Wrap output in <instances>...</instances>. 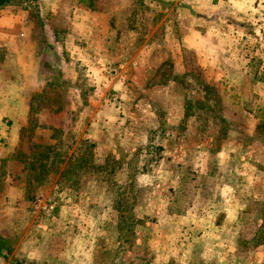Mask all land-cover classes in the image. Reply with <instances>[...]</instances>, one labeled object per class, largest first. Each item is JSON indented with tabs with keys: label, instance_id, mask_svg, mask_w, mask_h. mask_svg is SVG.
Instances as JSON below:
<instances>
[{
	"label": "rangeland",
	"instance_id": "obj_1",
	"mask_svg": "<svg viewBox=\"0 0 264 264\" xmlns=\"http://www.w3.org/2000/svg\"><path fill=\"white\" fill-rule=\"evenodd\" d=\"M95 2L103 82L72 62L43 1L17 7L47 85L13 152L0 132V264H264V20L256 41L236 0ZM100 102L114 110L94 139ZM82 139L121 167L59 181ZM34 151L65 161L36 162V177Z\"/></svg>",
	"mask_w": 264,
	"mask_h": 264
},
{
	"label": "crops",
	"instance_id": "obj_2",
	"mask_svg": "<svg viewBox=\"0 0 264 264\" xmlns=\"http://www.w3.org/2000/svg\"><path fill=\"white\" fill-rule=\"evenodd\" d=\"M40 1L45 3L48 14L52 16L51 22L53 23H51V26H54L59 31L63 30L66 32L64 35L67 36H64V42L67 44L66 47L70 46L72 56H75V60L72 62L82 64V62L84 63L87 60L85 65H88L89 72H92L89 74L92 79L102 76L103 74H99L98 72V65L100 63L98 62V56H100L101 48L106 46L104 44H107L108 41L105 38L104 44L100 45L101 41L97 34V27L99 25L94 22V16L90 14V11H87L89 9L85 5H81L79 0H38V2ZM188 1H190L192 9L196 12H204L205 9H210L209 4H205L207 0ZM236 1L239 8L236 12L233 10L231 12L239 15V27H243L244 23L255 27L253 28L255 32L252 34V37L256 41L259 40L258 36L262 33L261 27L258 26L261 25L260 20H264L262 17L264 15V0ZM10 7H14L15 10L10 9ZM17 7L8 6L0 11V50L4 53L0 59V69L7 71L6 74H3L6 75L5 79L7 81L4 83L2 80V88L0 89L1 96L3 97L0 103V113H2L0 117V132L2 133L1 138L5 136L7 138L5 141L10 147L9 152H13L21 142L22 129L29 122L33 97L42 93L47 85L46 76L41 70V49H38L39 42L37 43L33 37H25V27L28 30V27H31V25L28 23L27 12ZM88 27L91 37L89 36L87 40L83 34V29L88 30ZM239 34H244V32L240 31V28ZM245 36L247 38L251 37L248 34H245ZM242 38H244L243 35ZM91 56H93L92 59L90 58ZM65 63L69 65L71 62ZM98 80L103 82V77H100ZM113 88L116 90L115 88H122V86L116 84ZM124 92L127 93V89L125 91L124 88ZM101 102L99 105L103 109L101 111L102 115L101 113L98 114L99 116H96L92 123V128L94 129L90 135L94 139H98L99 135L104 132L99 127L107 126L102 121H105L108 115L104 116L103 113L106 115L114 110L112 104L107 103L106 105H102ZM118 104L120 105L121 103ZM126 104L124 102V105ZM3 112L8 113L6 116H10L11 124L8 126L5 124V120L7 121V119L3 117L5 116ZM110 122L114 121L111 120ZM109 127L113 128V125ZM5 128H10L9 132H4ZM118 137L124 142L131 143V145L139 142L133 140L127 132L122 133Z\"/></svg>",
	"mask_w": 264,
	"mask_h": 264
},
{
	"label": "trees",
	"instance_id": "obj_3",
	"mask_svg": "<svg viewBox=\"0 0 264 264\" xmlns=\"http://www.w3.org/2000/svg\"><path fill=\"white\" fill-rule=\"evenodd\" d=\"M38 0H0V11L5 9L8 6H22L25 9L34 4ZM81 5H85L88 9L96 10V2L95 0H79ZM96 144L88 139H82L79 141L66 160V165L64 169H62L59 173V181L65 180L67 182H72L73 185L79 184L82 181V175H86L89 172H96V170H109V173L115 172L117 168L121 167V159H116L112 155H108L104 163H99L97 161L96 152H95ZM49 149L51 146L48 147ZM20 152L23 150L20 149ZM40 154L33 153L27 154L24 153V156L31 160V167L35 171V176L38 177L41 171H45L47 162L52 166L59 165L60 162L65 161L59 160L56 158V155L53 159L50 160V155L47 154L44 158L39 156ZM39 162V168L41 171H37V168L34 167V164ZM48 172V170H47ZM49 175V173L47 174ZM71 186V185H70ZM2 237L0 236V240ZM2 248L0 246V252Z\"/></svg>",
	"mask_w": 264,
	"mask_h": 264
}]
</instances>
